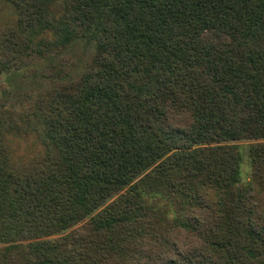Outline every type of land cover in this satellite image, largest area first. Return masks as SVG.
<instances>
[{
    "label": "trees",
    "instance_id": "16d2710c",
    "mask_svg": "<svg viewBox=\"0 0 264 264\" xmlns=\"http://www.w3.org/2000/svg\"><path fill=\"white\" fill-rule=\"evenodd\" d=\"M2 1L53 84L0 102V264H264V0Z\"/></svg>",
    "mask_w": 264,
    "mask_h": 264
},
{
    "label": "rangeland",
    "instance_id": "374dc122",
    "mask_svg": "<svg viewBox=\"0 0 264 264\" xmlns=\"http://www.w3.org/2000/svg\"><path fill=\"white\" fill-rule=\"evenodd\" d=\"M17 13L15 7L10 3L0 0V36L3 30L2 26L15 24L17 21ZM91 48H76L73 53L69 52L71 64L78 62L75 71H80L83 61H86ZM1 55V46H0ZM46 63H37L36 65L25 66L17 70V72L0 73V102L4 108L15 113H24L28 108L34 105L38 94L45 91L53 81L45 78L42 73ZM8 142L11 144L17 159L26 160L28 157L42 151V145L34 134L25 135L18 131L7 136ZM244 161L242 164V175L247 180L251 175V165L248 161V153L246 147L243 146Z\"/></svg>",
    "mask_w": 264,
    "mask_h": 264
}]
</instances>
